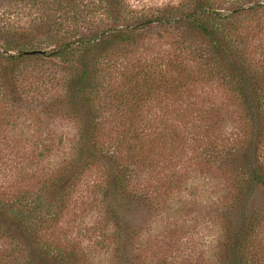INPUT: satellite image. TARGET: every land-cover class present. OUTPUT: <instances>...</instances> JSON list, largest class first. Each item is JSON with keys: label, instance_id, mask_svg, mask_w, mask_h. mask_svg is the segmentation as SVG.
I'll list each match as a JSON object with an SVG mask.
<instances>
[{"label": "trees", "instance_id": "obj_1", "mask_svg": "<svg viewBox=\"0 0 264 264\" xmlns=\"http://www.w3.org/2000/svg\"><path fill=\"white\" fill-rule=\"evenodd\" d=\"M263 32L264 0H0L3 116H18L19 89L37 99L60 88L58 107L51 101L36 113L49 119L65 107L78 123L74 152L60 173L69 185L62 198L42 197L57 186L50 182L41 193L0 201V221L6 223H0V236L14 239L3 226L21 236V246L2 255L1 264H44L56 257L81 264V257L41 243L55 220L48 216L70 197L75 177L94 165L106 170L107 186L99 193L106 198V221L118 226L112 237H119L127 202L151 216L166 198L154 180L140 188L142 174L151 178L168 159L201 146L205 152L189 160L203 158L207 169L225 171L233 188L216 264H260L251 245L259 217L250 209L253 195L264 194V61L256 63L251 53L253 38ZM202 85L223 88L243 125L241 138L213 156L221 107L212 94L195 93ZM53 147L44 144L43 151ZM136 233L132 229L127 237L133 244ZM130 256L131 264H144L136 248Z\"/></svg>", "mask_w": 264, "mask_h": 264}, {"label": "rangeland", "instance_id": "obj_2", "mask_svg": "<svg viewBox=\"0 0 264 264\" xmlns=\"http://www.w3.org/2000/svg\"><path fill=\"white\" fill-rule=\"evenodd\" d=\"M139 1L154 5L179 0ZM252 42L251 54L256 63L262 64L264 32L254 37ZM198 87L195 93L212 94L221 107L222 122L214 131L216 140H213L209 155L213 156L215 149L231 148L241 138L243 125L235 104L223 88L216 85ZM61 91L59 88L57 92L35 99L31 93L26 96V92L17 90L15 98L20 109L18 116L13 118L3 116L7 109L0 104V201L14 202L31 193H41L45 186L49 189L47 185L50 182L57 183V186L42 196L47 200L62 198L60 194L67 192L69 185H65L60 173L74 152L78 123L65 107L60 112L54 109L55 114L49 119L36 113L51 101H55L53 108L58 107L56 99H59ZM6 105L11 106L9 102ZM160 106L157 104L155 109ZM161 112L156 113L162 116ZM189 130L195 132L194 129ZM44 144H53L54 147L49 153L44 152ZM261 147L260 158L264 163V140ZM200 152H205L203 146L195 153L184 154L183 158L174 156L168 159L151 178L146 173L142 174L139 187L143 188L147 181L154 180L166 198L161 196L164 200L159 201L157 212H150L151 216L146 215L147 212L142 211L135 201L127 202L129 211L123 216V233L119 232V237H112L118 226L106 221L102 203L106 198L99 193L107 186L106 170L94 165L78 177L74 173L71 178L75 177L72 179L75 186L69 191L70 197H64L63 203L59 202L53 209L54 214L48 216L55 220L43 232L41 243L50 245L56 252L81 257V264H131L132 247L137 249L144 264H216L223 254L225 221L229 215L226 207L233 188L231 177L225 171L215 167L216 170L207 169L202 163L203 158L189 160L193 155L200 156ZM170 182L172 189L164 193ZM252 204L250 211L259 217V221L251 245L258 262L264 264V194L261 190L253 195ZM3 229L14 239L0 236V257L21 246V236L15 227L3 226ZM132 229L137 231L134 244L127 238ZM18 259L15 253L13 260L16 262ZM44 264L77 263L73 259L68 261L56 257Z\"/></svg>", "mask_w": 264, "mask_h": 264}]
</instances>
